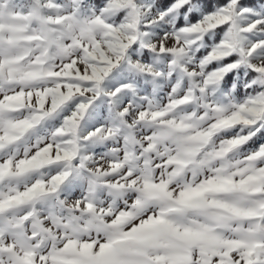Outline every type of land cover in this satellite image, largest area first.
Returning a JSON list of instances; mask_svg holds the SVG:
<instances>
[{
    "label": "snow or ice",
    "instance_id": "1",
    "mask_svg": "<svg viewBox=\"0 0 264 264\" xmlns=\"http://www.w3.org/2000/svg\"><path fill=\"white\" fill-rule=\"evenodd\" d=\"M0 264H264V0H0Z\"/></svg>",
    "mask_w": 264,
    "mask_h": 264
}]
</instances>
